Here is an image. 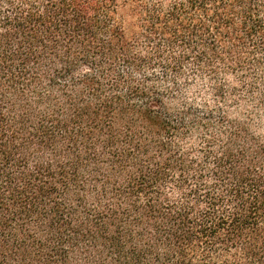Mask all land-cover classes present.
Masks as SVG:
<instances>
[{"label": "trees", "instance_id": "16d2710c", "mask_svg": "<svg viewBox=\"0 0 264 264\" xmlns=\"http://www.w3.org/2000/svg\"><path fill=\"white\" fill-rule=\"evenodd\" d=\"M0 264H264V0H0Z\"/></svg>", "mask_w": 264, "mask_h": 264}]
</instances>
